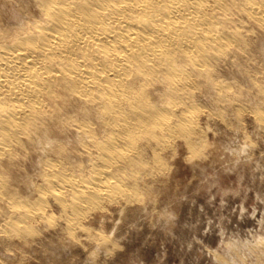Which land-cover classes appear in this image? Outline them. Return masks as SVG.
Wrapping results in <instances>:
<instances>
[{"label": "bare ground", "instance_id": "bare-ground-1", "mask_svg": "<svg viewBox=\"0 0 264 264\" xmlns=\"http://www.w3.org/2000/svg\"><path fill=\"white\" fill-rule=\"evenodd\" d=\"M204 111L264 131V0H0V233L141 201Z\"/></svg>", "mask_w": 264, "mask_h": 264}, {"label": "rangeland", "instance_id": "rangeland-1", "mask_svg": "<svg viewBox=\"0 0 264 264\" xmlns=\"http://www.w3.org/2000/svg\"><path fill=\"white\" fill-rule=\"evenodd\" d=\"M206 114L201 150L191 155L176 139L141 201L92 210L81 220L89 230L70 236L51 202V222L0 233V264H264V131L248 112L231 124Z\"/></svg>", "mask_w": 264, "mask_h": 264}]
</instances>
